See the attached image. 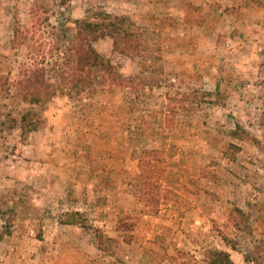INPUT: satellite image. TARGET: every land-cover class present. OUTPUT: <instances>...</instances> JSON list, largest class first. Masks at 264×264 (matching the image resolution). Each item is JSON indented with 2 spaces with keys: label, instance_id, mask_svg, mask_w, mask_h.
Instances as JSON below:
<instances>
[{
  "label": "rangeland",
  "instance_id": "obj_1",
  "mask_svg": "<svg viewBox=\"0 0 264 264\" xmlns=\"http://www.w3.org/2000/svg\"><path fill=\"white\" fill-rule=\"evenodd\" d=\"M101 9L130 17L146 52L122 54L109 36L96 49L150 85L26 102L24 74L44 61L57 82L75 21ZM27 111L44 122L23 135ZM238 124L260 144L233 136ZM152 148L157 204L141 194ZM0 206V264H205L210 248L264 264V0H0ZM74 211L84 217L64 223Z\"/></svg>",
  "mask_w": 264,
  "mask_h": 264
},
{
  "label": "trees",
  "instance_id": "obj_2",
  "mask_svg": "<svg viewBox=\"0 0 264 264\" xmlns=\"http://www.w3.org/2000/svg\"><path fill=\"white\" fill-rule=\"evenodd\" d=\"M69 0H59L66 4ZM18 24V23H17ZM76 32L71 43L66 47L63 63H57L58 81H52L48 76L44 61L34 69L27 71L19 81L21 97L33 105H45L50 101L59 89H67L69 93L80 96L83 93H96L100 87L131 88L136 92L150 85L151 79L142 76L125 75L121 68L112 60L105 58L95 47L94 42L104 37H111L114 49L122 54L133 57L146 52V37L137 24L128 16L115 15L103 9L93 10L88 16L77 19ZM14 42H20L21 27L15 25ZM157 82V81H154ZM204 95L211 94L202 91ZM44 119L38 113L27 111L21 117V130L23 135L38 130L43 125ZM233 136L240 139L260 141L250 132L242 128L240 124L233 131ZM237 148V145H234ZM235 158V157H233ZM155 160L162 161L164 156L158 149H145L140 158V177L143 180L141 194L151 203H159L163 196L161 178L164 169L155 164ZM154 214L160 212L158 205L151 207ZM6 215V211L0 206V220ZM84 215L80 211L71 213V219L63 220L64 223H79ZM233 222L237 229L243 230L249 226V217L239 207L233 209ZM84 223V221H83ZM86 224V223H85ZM11 224L3 225L0 222V240L11 233ZM99 241L109 239L103 234H98ZM224 240L236 249V244L224 235ZM248 260V256H246ZM205 264H235L231 253L224 249L210 248L205 252Z\"/></svg>",
  "mask_w": 264,
  "mask_h": 264
}]
</instances>
